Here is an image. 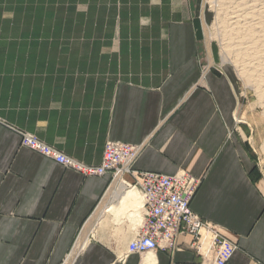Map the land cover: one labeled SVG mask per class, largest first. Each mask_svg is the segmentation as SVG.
Returning <instances> with one entry per match:
<instances>
[{
	"label": "crops",
	"instance_id": "obj_1",
	"mask_svg": "<svg viewBox=\"0 0 264 264\" xmlns=\"http://www.w3.org/2000/svg\"><path fill=\"white\" fill-rule=\"evenodd\" d=\"M205 24L200 0H0V264L68 262L87 219L69 264H213L189 234L120 260L139 204L110 209L136 193L22 146L21 132L89 165L108 140L142 146L134 169L201 180L190 208L237 246L227 264H264V172L233 130L228 74L200 66L213 59Z\"/></svg>",
	"mask_w": 264,
	"mask_h": 264
},
{
	"label": "built area",
	"instance_id": "obj_2",
	"mask_svg": "<svg viewBox=\"0 0 264 264\" xmlns=\"http://www.w3.org/2000/svg\"><path fill=\"white\" fill-rule=\"evenodd\" d=\"M20 137L22 146L54 160L64 168L76 170L84 176L110 173L112 180L119 174L120 181L126 187L136 190L141 200V221L120 260H124L130 253L152 252L159 247L176 250V240L184 234L192 236L191 246L201 257L213 256V264H227L237 249L215 224L191 210L190 202L200 185L199 178L185 170L166 175L133 168V162L142 146L108 140L104 145L101 162L89 165L34 135L21 132Z\"/></svg>",
	"mask_w": 264,
	"mask_h": 264
},
{
	"label": "rangeland",
	"instance_id": "obj_3",
	"mask_svg": "<svg viewBox=\"0 0 264 264\" xmlns=\"http://www.w3.org/2000/svg\"><path fill=\"white\" fill-rule=\"evenodd\" d=\"M200 1L206 22L205 37L213 54L209 63L207 52L200 66L228 74L232 83L233 130L244 139L243 147L253 163L252 172H264L261 164L264 157V0ZM96 222L91 220L87 227L84 223L77 237L80 235L82 239ZM80 251L76 249L72 257L75 259Z\"/></svg>",
	"mask_w": 264,
	"mask_h": 264
},
{
	"label": "bare ground",
	"instance_id": "obj_4",
	"mask_svg": "<svg viewBox=\"0 0 264 264\" xmlns=\"http://www.w3.org/2000/svg\"><path fill=\"white\" fill-rule=\"evenodd\" d=\"M223 53H222V58H224V56H226V52H225V49L223 48ZM262 152L264 153V144H263V146H262ZM262 164H264V157H263V159H262V162H261ZM113 180H115V181H118L119 182V184H121L122 183V185L124 186V187H126L125 185H124V183L122 182V181H119L120 179H119V174H116V176H115V178L113 179ZM126 188H129V187H126ZM131 190H133L134 191V193H136V196H137V198H122L121 199V201L120 202H117L110 210H117L118 208H120L121 206V208H123V206H124V204L127 202V200H129V199H135L136 201H138V210H137V215H136V217H135V222H136V224H139V222L141 221V213H140V210H139V208L141 207V200H140V198H139V196H138V193L136 192V190H134V189H132V188H130ZM103 202V201H102ZM102 204L103 203H101L100 204V206L98 207V209L99 208H101L102 210H103V213L104 212H109V209H104V206H102ZM120 208V209H121ZM120 209H118V211L117 212H119V210ZM97 212V211H96ZM95 212V213H96ZM116 212V213H117ZM102 213V214H103ZM105 215V214H104ZM101 218H102V215L97 219L98 220V223H100L101 222ZM89 222V221H88ZM88 223H86V225H87ZM85 228V227H84ZM93 232V229L91 230V231H89L86 235H85V237H83L84 238V240H81L80 239V242L78 241V244L77 245H75V247H74V249H73V252H72V254L70 255V261L73 259V254H74V251L76 250V249H78V248H80L81 249V246L84 244V241H86V239H88V236L91 234V233ZM69 259L67 260L68 262H64L63 264H69ZM145 264H147V263H145Z\"/></svg>",
	"mask_w": 264,
	"mask_h": 264
}]
</instances>
